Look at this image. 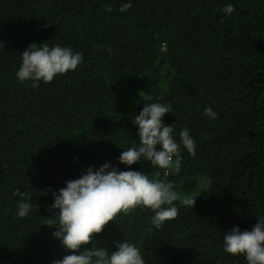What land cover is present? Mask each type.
<instances>
[{
	"label": "trees",
	"instance_id": "16d2710c",
	"mask_svg": "<svg viewBox=\"0 0 264 264\" xmlns=\"http://www.w3.org/2000/svg\"><path fill=\"white\" fill-rule=\"evenodd\" d=\"M43 43L82 61L33 88L16 73L21 54ZM0 45V264L71 254L47 226L53 194L105 163L171 182L178 216L157 229L148 208L121 213L89 248L111 254L127 241L145 264H247L223 238L264 220V0H0ZM154 102L171 108L162 123L177 143L188 129L195 155L181 146L167 170L143 157L120 164L140 146L135 116ZM17 190L32 205L24 218Z\"/></svg>",
	"mask_w": 264,
	"mask_h": 264
},
{
	"label": "clouds",
	"instance_id": "9594fccd",
	"mask_svg": "<svg viewBox=\"0 0 264 264\" xmlns=\"http://www.w3.org/2000/svg\"><path fill=\"white\" fill-rule=\"evenodd\" d=\"M129 8L131 3H126L120 11ZM108 10L111 11V8ZM223 11L231 14L234 8L229 4ZM21 59L16 73L18 81L31 80V86L36 88L40 81L47 84L58 75L74 71L82 61V54L74 53L68 47L57 45L50 48L48 43H43L30 45L21 54ZM170 112L171 108L167 105L145 103L133 122L138 126L140 146L122 151L120 164L132 166L143 157L154 167L167 170L173 166V157H179L181 146L189 154L195 155L196 145L187 128L180 131L177 143L172 134L173 126L162 123V117ZM203 114L210 119L217 118L211 108H206ZM179 163L177 158V169ZM155 176L159 177L160 172L157 171ZM13 195L21 196L17 215L26 217L32 207L26 198H30L19 190ZM195 198L185 197L181 203L193 208ZM53 199L52 210H58V214L46 220L47 226L56 229L53 236L71 253L53 261V264H145L140 249L127 241L117 243V250L111 254L105 247L88 246L93 245V237L102 233L118 215L128 214L138 207L148 208L155 213L151 222L157 229L178 216V208L174 205L177 195L171 182L153 180L137 171L118 172L115 168L110 169L108 163L96 171L89 168L79 179L66 182V187L60 189L58 194L54 193ZM164 205L168 207H162ZM223 244L225 253L244 255L247 264H264V220L258 221L251 231L240 232L238 227H234L225 234Z\"/></svg>",
	"mask_w": 264,
	"mask_h": 264
},
{
	"label": "rangeland",
	"instance_id": "374dc122",
	"mask_svg": "<svg viewBox=\"0 0 264 264\" xmlns=\"http://www.w3.org/2000/svg\"><path fill=\"white\" fill-rule=\"evenodd\" d=\"M200 181H206V184H208V182H207V180L206 179H201ZM207 186V185H206ZM197 192H200V190L199 191H197Z\"/></svg>",
	"mask_w": 264,
	"mask_h": 264
}]
</instances>
